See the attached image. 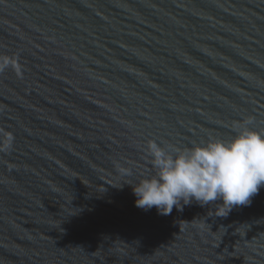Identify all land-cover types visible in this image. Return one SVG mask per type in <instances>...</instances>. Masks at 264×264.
Here are the masks:
<instances>
[{
    "label": "water",
    "instance_id": "1",
    "mask_svg": "<svg viewBox=\"0 0 264 264\" xmlns=\"http://www.w3.org/2000/svg\"><path fill=\"white\" fill-rule=\"evenodd\" d=\"M246 121L264 132V0H0V264H264V187L167 215L132 191L151 143Z\"/></svg>",
    "mask_w": 264,
    "mask_h": 264
},
{
    "label": "clouds",
    "instance_id": "2",
    "mask_svg": "<svg viewBox=\"0 0 264 264\" xmlns=\"http://www.w3.org/2000/svg\"><path fill=\"white\" fill-rule=\"evenodd\" d=\"M250 124L244 122L228 141L217 139L184 151H166L151 143L149 154L157 173L132 186L135 205L167 215L184 201H222L229 211L250 204L264 187V132Z\"/></svg>",
    "mask_w": 264,
    "mask_h": 264
}]
</instances>
